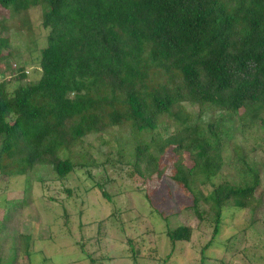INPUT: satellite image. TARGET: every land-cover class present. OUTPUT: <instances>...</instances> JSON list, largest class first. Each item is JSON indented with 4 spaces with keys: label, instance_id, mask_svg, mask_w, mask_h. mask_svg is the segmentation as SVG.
<instances>
[{
    "label": "trees",
    "instance_id": "obj_1",
    "mask_svg": "<svg viewBox=\"0 0 264 264\" xmlns=\"http://www.w3.org/2000/svg\"><path fill=\"white\" fill-rule=\"evenodd\" d=\"M0 7L22 30L27 12L40 7L47 32L38 79L11 92L0 82L1 176H27L42 167L62 181L86 166L72 162L76 148L85 156V137L116 140L128 128L130 141L119 139L131 145L128 157L124 147L91 165H129L128 176L142 185L168 180L191 198L197 219H209L207 248L227 210H255L260 176L245 155L231 148L240 184L213 180L228 160L229 125L241 131L264 122V0H0ZM8 48L0 38V62ZM18 73L14 81L26 79L23 67ZM207 116L215 117L202 120ZM104 186L96 185L111 201ZM145 198L153 210L149 194ZM118 214L111 219L122 224ZM166 237L174 248L189 243L192 230L179 226ZM86 243L79 246L89 264L109 260L94 258ZM129 252L134 259L139 250L131 245ZM32 255L26 252L28 264ZM170 257L162 263L170 264Z\"/></svg>",
    "mask_w": 264,
    "mask_h": 264
},
{
    "label": "rangeland",
    "instance_id": "obj_2",
    "mask_svg": "<svg viewBox=\"0 0 264 264\" xmlns=\"http://www.w3.org/2000/svg\"><path fill=\"white\" fill-rule=\"evenodd\" d=\"M41 16L40 7L29 10L25 16L28 28L22 30L20 20L11 19L8 11L0 7V25L5 28H0V38L7 39L9 44L2 51L7 59L0 62V82H7L10 92L39 77L35 71L37 59L47 35L41 27ZM20 67L27 77L21 82L14 81ZM209 119L207 116L202 120ZM229 127L233 141L225 147L224 156L228 160L213 183L226 181L236 186L241 183V176L231 167V148L235 149L237 155H245L256 165L260 176L255 193L258 205L255 210H227L221 232L210 247H206L212 235L209 219L203 222L197 219L191 209V198L180 194L168 180L142 185L128 176L129 165L93 168L92 161L103 162L108 153L124 147V155L128 157L131 145H123L130 141L127 128L118 135L114 133L116 140L107 134L85 137L82 148L85 156L81 157L76 148L72 162L79 165L85 162L86 166L62 181L42 167H36L27 176L0 175V264H28L27 251L33 254L31 264H89L79 246L83 239L87 241L85 249L93 252L94 258L102 255L109 259L97 264H163L162 260L169 255L170 264H264V122L241 131L235 130L234 124ZM144 136L149 142V136ZM119 139L125 140L124 143ZM151 151L156 154L155 147ZM186 164L190 166L188 161ZM98 184H105L111 201L101 195ZM68 190L71 196L66 193ZM146 194L151 198L153 210ZM115 210L122 224L111 219ZM100 222L103 223L99 229ZM179 226L192 230L191 241L173 248L166 232ZM131 245L139 250L134 259L129 252Z\"/></svg>",
    "mask_w": 264,
    "mask_h": 264
}]
</instances>
